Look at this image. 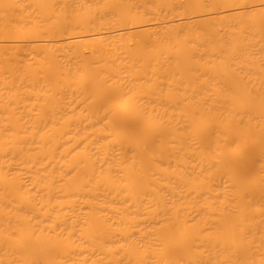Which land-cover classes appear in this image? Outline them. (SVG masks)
<instances>
[{
    "label": "bare ground",
    "instance_id": "bare-ground-1",
    "mask_svg": "<svg viewBox=\"0 0 264 264\" xmlns=\"http://www.w3.org/2000/svg\"><path fill=\"white\" fill-rule=\"evenodd\" d=\"M0 73V264H264V0H0Z\"/></svg>",
    "mask_w": 264,
    "mask_h": 264
},
{
    "label": "rangeland",
    "instance_id": "rangeland-1",
    "mask_svg": "<svg viewBox=\"0 0 264 264\" xmlns=\"http://www.w3.org/2000/svg\"><path fill=\"white\" fill-rule=\"evenodd\" d=\"M1 74H2V73H0V75H1ZM2 75H3V74H2ZM3 78L5 79V77H3ZM9 79H10V78H9ZM9 79H8V75H7L6 80L8 81V82H7L8 84H9ZM1 80H2V79H1ZM1 80H0V84H2ZM3 82H5V80H4ZM7 83H6V84H7ZM6 86H7V85H6ZM8 86H9V85H8ZM10 86H11V85H10ZM10 86H9V87H10ZM0 87H1V88H5V87H2L1 85H0ZM1 88H0V91H1V92H3V90H8V91H6V92H8V93L5 92V94H7L6 97L4 98V96H3V98H1V99H5V100H6L8 94H10L9 97H8V99H9L10 96H11V90H10L11 87H10V89H3V90H2ZM9 90H10V92H9ZM3 93H4V92H3ZM1 95H2V94H1ZM9 100H10V99H9ZM9 100L4 101V102L7 103ZM2 101H3V100H2ZM2 101H1V102H2ZM1 102H0V106L3 105V102H2V104H1ZM10 102H11V101H10ZM11 103H12V102H11ZM12 104H13V103H12ZM8 105H9V103H8ZM11 106H12V105H11ZM13 107H14V105L12 106V110H13ZM1 108H2V107H1ZM6 108H7V107H5V109H6ZM0 110H1V109H0ZM8 110H9V111L6 110V111L8 112V114H6L7 116L4 115L5 112H4L3 114L0 115V116L4 115L5 118L7 117L4 121H3V120L1 119V117H0V127H1V129L4 127V125H5L4 122H5V121H6V122H5L6 125H7V122L9 123L8 125H10V123H11V124L13 123V119H9V117H10L9 115L11 114V112H10V108H9ZM4 111H5V110H4ZM1 112H3V111H0V113H1ZM1 125H2V126H1Z\"/></svg>",
    "mask_w": 264,
    "mask_h": 264
}]
</instances>
